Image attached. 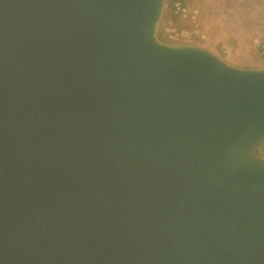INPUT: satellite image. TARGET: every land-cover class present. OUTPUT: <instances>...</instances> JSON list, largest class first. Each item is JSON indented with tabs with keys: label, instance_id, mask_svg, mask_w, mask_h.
<instances>
[{
	"label": "water",
	"instance_id": "obj_1",
	"mask_svg": "<svg viewBox=\"0 0 264 264\" xmlns=\"http://www.w3.org/2000/svg\"><path fill=\"white\" fill-rule=\"evenodd\" d=\"M163 7L0 0V264H264V69Z\"/></svg>",
	"mask_w": 264,
	"mask_h": 264
},
{
	"label": "rangeland",
	"instance_id": "obj_2",
	"mask_svg": "<svg viewBox=\"0 0 264 264\" xmlns=\"http://www.w3.org/2000/svg\"><path fill=\"white\" fill-rule=\"evenodd\" d=\"M175 2L191 13L181 16ZM157 36L204 47L237 67L264 69V0H164Z\"/></svg>",
	"mask_w": 264,
	"mask_h": 264
},
{
	"label": "built area",
	"instance_id": "obj_3",
	"mask_svg": "<svg viewBox=\"0 0 264 264\" xmlns=\"http://www.w3.org/2000/svg\"><path fill=\"white\" fill-rule=\"evenodd\" d=\"M175 8H176V11L181 15V16H185V15H188V13L190 14L191 11L189 12L183 5L182 3L180 2H175ZM193 13H196V10H194L192 12V16L194 17V14Z\"/></svg>",
	"mask_w": 264,
	"mask_h": 264
},
{
	"label": "trees",
	"instance_id": "obj_4",
	"mask_svg": "<svg viewBox=\"0 0 264 264\" xmlns=\"http://www.w3.org/2000/svg\"><path fill=\"white\" fill-rule=\"evenodd\" d=\"M171 0H168V2H170Z\"/></svg>",
	"mask_w": 264,
	"mask_h": 264
}]
</instances>
